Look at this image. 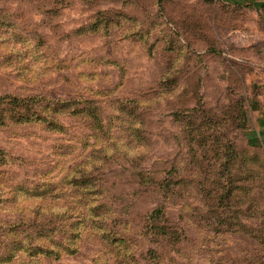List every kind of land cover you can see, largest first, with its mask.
Instances as JSON below:
<instances>
[{"label": "clouds", "instance_id": "obj_1", "mask_svg": "<svg viewBox=\"0 0 264 264\" xmlns=\"http://www.w3.org/2000/svg\"><path fill=\"white\" fill-rule=\"evenodd\" d=\"M198 2L0 0V264H264V0L210 84Z\"/></svg>", "mask_w": 264, "mask_h": 264}, {"label": "rangeland", "instance_id": "obj_2", "mask_svg": "<svg viewBox=\"0 0 264 264\" xmlns=\"http://www.w3.org/2000/svg\"><path fill=\"white\" fill-rule=\"evenodd\" d=\"M230 3L222 0H199L196 6L188 10L187 24L190 31L194 34H199L201 31L206 32L215 41L217 50L224 49L225 56H206L204 58L205 74L207 79L205 83H212L216 77H224L227 74L228 68L235 61L227 60L228 49L235 47L231 38L227 36V28L230 27L229 20L234 13L231 8L226 7ZM236 7L233 4H230ZM264 20V16L261 17ZM264 26V25H262ZM200 48H206L208 45L203 42H198ZM264 50V45L261 46ZM264 71V68L261 69ZM238 68H232L233 84L239 79L237 73ZM223 195V193H222Z\"/></svg>", "mask_w": 264, "mask_h": 264}, {"label": "crops", "instance_id": "obj_3", "mask_svg": "<svg viewBox=\"0 0 264 264\" xmlns=\"http://www.w3.org/2000/svg\"><path fill=\"white\" fill-rule=\"evenodd\" d=\"M222 1H225L226 3H230V4H239L242 2V0H222ZM251 2L257 3V0H251ZM261 5H259V6H261Z\"/></svg>", "mask_w": 264, "mask_h": 264}, {"label": "trees", "instance_id": "obj_4", "mask_svg": "<svg viewBox=\"0 0 264 264\" xmlns=\"http://www.w3.org/2000/svg\"><path fill=\"white\" fill-rule=\"evenodd\" d=\"M233 5L237 6L238 4H233ZM260 7H264V4H262Z\"/></svg>", "mask_w": 264, "mask_h": 264}]
</instances>
